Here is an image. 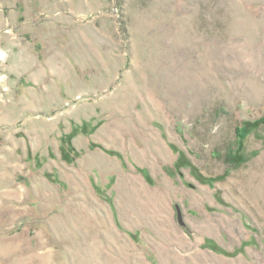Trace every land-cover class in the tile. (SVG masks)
<instances>
[{"label":"rangeland","instance_id":"obj_1","mask_svg":"<svg viewBox=\"0 0 264 264\" xmlns=\"http://www.w3.org/2000/svg\"><path fill=\"white\" fill-rule=\"evenodd\" d=\"M0 264H264V0H0Z\"/></svg>","mask_w":264,"mask_h":264},{"label":"water","instance_id":"obj_2","mask_svg":"<svg viewBox=\"0 0 264 264\" xmlns=\"http://www.w3.org/2000/svg\"><path fill=\"white\" fill-rule=\"evenodd\" d=\"M177 216H178L179 223H180V224H183V223H182V220H181V217H180V211H179L178 208H177Z\"/></svg>","mask_w":264,"mask_h":264},{"label":"trees","instance_id":"obj_3","mask_svg":"<svg viewBox=\"0 0 264 264\" xmlns=\"http://www.w3.org/2000/svg\"><path fill=\"white\" fill-rule=\"evenodd\" d=\"M235 129H236V131H237V134H238V132L241 130L239 127H236ZM238 135L241 136V134H238Z\"/></svg>","mask_w":264,"mask_h":264}]
</instances>
